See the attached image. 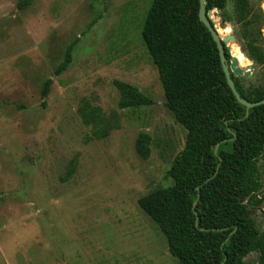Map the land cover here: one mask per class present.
<instances>
[{
	"label": "rangeland",
	"instance_id": "374dc122",
	"mask_svg": "<svg viewBox=\"0 0 264 264\" xmlns=\"http://www.w3.org/2000/svg\"><path fill=\"white\" fill-rule=\"evenodd\" d=\"M152 1L32 0L21 10L19 0H0V264H180L138 204L173 184L170 169L187 136L142 40ZM250 1L264 48V0ZM210 16L232 58L249 61L242 82L258 84L264 68L243 50V27L222 11ZM70 48L68 69L55 75ZM116 81L153 104L120 109ZM85 101L116 115L110 132L86 125ZM141 133L151 136L147 160L135 148ZM260 171L264 185V157ZM250 212L262 227L260 211Z\"/></svg>",
	"mask_w": 264,
	"mask_h": 264
},
{
	"label": "trees",
	"instance_id": "16d2710c",
	"mask_svg": "<svg viewBox=\"0 0 264 264\" xmlns=\"http://www.w3.org/2000/svg\"><path fill=\"white\" fill-rule=\"evenodd\" d=\"M206 10L217 7L225 21L233 18L243 28L240 40L247 57L264 68L260 24L249 21L250 0H206ZM32 0H19L21 10ZM201 0H153L142 27V40L159 71L166 107L187 130L184 149L174 160L173 184L138 200L140 208L160 227L170 254L180 264H264V185L260 160L264 157V104L247 110L229 87L217 43L199 19ZM214 25V24H213ZM227 64L230 48L224 44ZM72 61L71 48L55 75ZM241 96L264 99V72L258 84L242 82L231 73ZM52 80L45 82L49 94ZM118 106L129 109L153 104L137 86L116 81ZM86 125L110 132L117 117L85 101L79 108ZM96 127V126H95ZM151 136L141 133L135 148L144 160L151 155ZM220 144L217 152L216 146ZM251 210H259L258 226ZM257 253L247 263L245 259Z\"/></svg>",
	"mask_w": 264,
	"mask_h": 264
},
{
	"label": "water",
	"instance_id": "95a60500",
	"mask_svg": "<svg viewBox=\"0 0 264 264\" xmlns=\"http://www.w3.org/2000/svg\"><path fill=\"white\" fill-rule=\"evenodd\" d=\"M206 4H207L206 0H201L200 10H199V19L206 26V28L209 30V32L212 34L214 41L217 43L221 63H222L224 73L226 75V79H227V83H228L229 87L231 88L232 92L234 93V95H235L236 99L239 101V103L246 106L247 110H249L252 107L264 104V99L260 100L258 102H250V101L244 99L241 96V94L238 92L231 73H233L235 76L239 77L243 74H245L246 76H249L250 72H244L243 69H241L239 67V63H238L237 59L232 58L231 63L229 65L227 64L224 44L227 45L228 39H224L221 36V34L219 33V30L215 26V24H214V22L210 16V13L213 11V9H218V8L213 7L212 9L207 11L206 10ZM218 11H220V10L218 9ZM228 37H229V39H232V40L236 39L235 36H228ZM219 145L220 144H217V146H216V152H217Z\"/></svg>",
	"mask_w": 264,
	"mask_h": 264
},
{
	"label": "bare ground",
	"instance_id": "6f19581e",
	"mask_svg": "<svg viewBox=\"0 0 264 264\" xmlns=\"http://www.w3.org/2000/svg\"><path fill=\"white\" fill-rule=\"evenodd\" d=\"M213 10H215V9H213ZM217 11H218V9H216ZM220 10V9H219ZM218 12H221V10L220 11H218ZM221 34V33H220ZM222 36V35H221ZM223 37V36H222ZM225 39V38H224ZM237 51V50H236ZM239 54H241V53H239ZM238 56V55H237ZM236 56V57H237ZM237 61H238V63H239V67L240 66H242V65H247V63L249 62V61H247V59H246V57H244L243 55H239L237 58ZM243 67V66H242Z\"/></svg>",
	"mask_w": 264,
	"mask_h": 264
},
{
	"label": "crops",
	"instance_id": "0c3cea01",
	"mask_svg": "<svg viewBox=\"0 0 264 264\" xmlns=\"http://www.w3.org/2000/svg\"><path fill=\"white\" fill-rule=\"evenodd\" d=\"M264 203V202H263ZM262 208H263V204H262Z\"/></svg>",
	"mask_w": 264,
	"mask_h": 264
}]
</instances>
